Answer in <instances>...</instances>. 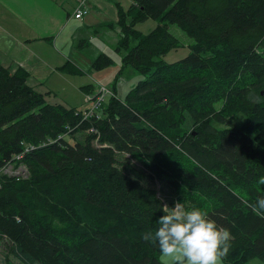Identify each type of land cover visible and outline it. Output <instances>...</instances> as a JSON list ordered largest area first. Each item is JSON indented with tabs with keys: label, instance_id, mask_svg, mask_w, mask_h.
I'll list each match as a JSON object with an SVG mask.
<instances>
[{
	"label": "trees",
	"instance_id": "trees-1",
	"mask_svg": "<svg viewBox=\"0 0 264 264\" xmlns=\"http://www.w3.org/2000/svg\"><path fill=\"white\" fill-rule=\"evenodd\" d=\"M148 18L150 30L136 28ZM116 26L122 65L144 78L123 96L111 86L86 117L0 63V170L25 169L0 172L6 263L164 264L142 238L163 214L155 181L169 207L230 229L225 264L264 262V214L249 207L264 196V0H132L117 4ZM111 62L100 53L92 66Z\"/></svg>",
	"mask_w": 264,
	"mask_h": 264
},
{
	"label": "crops",
	"instance_id": "crops-1",
	"mask_svg": "<svg viewBox=\"0 0 264 264\" xmlns=\"http://www.w3.org/2000/svg\"><path fill=\"white\" fill-rule=\"evenodd\" d=\"M79 2L0 0V63L12 71L24 68L27 82L43 93L47 101L85 109L83 96L92 88L77 83L67 90L48 82H64L83 74L70 58L53 48V43L71 50L91 47L97 55L102 51L101 45L93 40L102 45L104 40L116 43L117 4L127 8L132 0H86L87 14L75 18L73 13ZM86 31H90L89 36L83 35ZM89 61L91 65L92 60H83ZM0 264H8L1 255Z\"/></svg>",
	"mask_w": 264,
	"mask_h": 264
},
{
	"label": "clouds",
	"instance_id": "clouds-1",
	"mask_svg": "<svg viewBox=\"0 0 264 264\" xmlns=\"http://www.w3.org/2000/svg\"><path fill=\"white\" fill-rule=\"evenodd\" d=\"M249 207L264 214V196H258ZM162 212L157 219L159 227L146 232L144 240L158 244L161 253L174 257L175 264H223L232 247L230 229L201 208L187 209L179 201L172 207L164 204Z\"/></svg>",
	"mask_w": 264,
	"mask_h": 264
},
{
	"label": "rangeland",
	"instance_id": "rangeland-1",
	"mask_svg": "<svg viewBox=\"0 0 264 264\" xmlns=\"http://www.w3.org/2000/svg\"><path fill=\"white\" fill-rule=\"evenodd\" d=\"M86 5V1H85ZM129 3H127L128 6ZM87 7V5H86ZM88 9V7H87ZM156 24V20L154 18H148L143 22H139L136 24V28L140 29L142 32H147L150 30L154 25ZM169 30L182 42V44L186 42H191V38H189L184 32H182L176 25H170ZM90 31H86L83 33L84 36H89ZM94 43H98L101 45L102 51L100 53H106L112 58V62L106 66L101 68H94L87 62H83V60H92L97 55L95 54V50L91 47H83L80 50H71V49H64L60 48V46L57 43H53V48L56 49L58 52L62 53L65 58H70L82 71L80 74H77L76 77L72 78V80L67 81H51L49 79V83L56 84L55 86H64L67 90H72L73 86L75 87L76 84L89 86L92 88L91 92H85L83 96V103L86 104V109L88 107L87 102V96H89L92 101L100 94L99 91V84H102L107 87V89H111V86L115 85L116 87V93L118 96H123L126 91L131 88L134 84L138 82V80L143 79L144 75L132 68L131 66H123L122 62L120 60V55L116 51V43L114 42H107V40H104V44L102 45L98 40L94 39ZM81 43V42H80ZM183 44V45H184ZM189 51V48L186 46L180 47L177 50H171L168 52V54L164 57L166 61H174L177 60L183 56H185ZM93 67V68H92ZM24 69V68H23ZM26 71V70H25ZM27 72V71H26ZM99 83V84H98ZM87 102V103H86ZM103 102V101H102ZM84 104V106H85ZM90 105H93L90 103ZM88 131H91L89 128ZM86 135V132L79 131L75 134L76 138L82 139L83 136ZM14 166V165H13ZM9 168H12L11 165H7L5 171L11 172L12 170H9ZM153 185L156 186L158 191L160 192V197L164 200V204H167V195H166V187L165 185H162L161 182L155 181L153 182ZM1 245H0V255L3 257L4 261L6 262L3 254L1 253ZM160 260L164 264H175L174 257H169L164 255L163 253L159 256ZM8 264H19L18 261L14 258L10 259ZM223 264L224 261H223ZM245 264H264L261 260L254 258L250 261H248Z\"/></svg>",
	"mask_w": 264,
	"mask_h": 264
},
{
	"label": "built area",
	"instance_id": "built-area-1",
	"mask_svg": "<svg viewBox=\"0 0 264 264\" xmlns=\"http://www.w3.org/2000/svg\"><path fill=\"white\" fill-rule=\"evenodd\" d=\"M87 12H88V9H87V7L85 5V0H81L79 5L77 6L76 11L74 12L73 16L75 18H81L84 15H86ZM99 91H100V94L93 101H92V99L89 96H87V99H88L87 102L90 101V103L93 104V105H90V103L86 102L88 104V107H87V110H86V112L84 114V117H86L88 115H91L93 113V111H95L101 105V103H102V101H104L105 97L107 95H111L112 94L111 91L109 89H107L106 86L101 85V84H99ZM6 167L7 166L3 167V169L0 170V172L1 171L6 172L5 171ZM9 170H12V171L11 172L7 171L6 173H9V174L10 173L25 174V169L22 166H18L16 169H14V166H12V168H9Z\"/></svg>",
	"mask_w": 264,
	"mask_h": 264
},
{
	"label": "water",
	"instance_id": "water-1",
	"mask_svg": "<svg viewBox=\"0 0 264 264\" xmlns=\"http://www.w3.org/2000/svg\"><path fill=\"white\" fill-rule=\"evenodd\" d=\"M260 94L264 96V90H261L260 91Z\"/></svg>",
	"mask_w": 264,
	"mask_h": 264
}]
</instances>
